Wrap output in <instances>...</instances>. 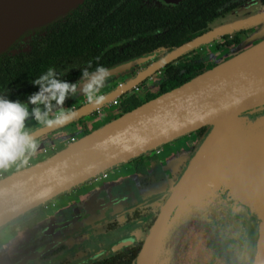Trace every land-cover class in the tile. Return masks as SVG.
I'll return each mask as SVG.
<instances>
[{
  "label": "water",
  "instance_id": "obj_1",
  "mask_svg": "<svg viewBox=\"0 0 264 264\" xmlns=\"http://www.w3.org/2000/svg\"><path fill=\"white\" fill-rule=\"evenodd\" d=\"M82 2L0 0V52L27 30L65 15ZM262 18L264 14H258L224 26L221 31L227 33L232 28L259 24ZM213 34L176 48L143 76L128 80L123 87L116 86L101 105L90 104L77 110V115H87V111H96L120 97L156 69L206 42ZM259 35L258 42L257 39L241 42L232 57L215 67L115 119L102 122L44 160L0 179V228L103 172L178 137L207 128L186 170L169 190L157 218L144 234L136 264H145L158 234L159 251L152 264H176L186 227L206 214L212 215L218 203L228 198L250 207L256 214L258 237L251 264H264V27ZM141 62L135 60L107 68L109 78L118 80ZM68 123L44 127L31 136L35 140Z\"/></svg>",
  "mask_w": 264,
  "mask_h": 264
},
{
  "label": "flooded vegetation",
  "instance_id": "obj_2",
  "mask_svg": "<svg viewBox=\"0 0 264 264\" xmlns=\"http://www.w3.org/2000/svg\"><path fill=\"white\" fill-rule=\"evenodd\" d=\"M182 2L141 0L145 7L197 8V5H185ZM226 5L230 8L208 21L204 28L194 30L193 22L186 25L188 39L185 44L210 32L215 34L171 61L173 64H192L198 66L197 70L205 72L223 60L224 52L231 51L243 40L255 37L256 42L259 41L264 18L259 24L232 28L227 33L221 28L258 15L246 11L253 6L259 7L258 10L262 12H258L264 14V0H233ZM157 32L161 35L162 28L157 29ZM46 33L47 28L29 30L6 49L11 55L29 52L33 39ZM175 49L161 47L127 61L142 62L118 80L107 79L101 94L107 96L116 86L123 87L128 80L143 76ZM167 64L156 69L135 88L96 111L89 110L87 115L78 114L67 125L39 136L35 139V153L28 152L22 158L54 153L66 144L64 136L68 140L76 139L90 133L99 122L117 118L122 114L120 105L125 94L143 96L148 91L159 90ZM80 79L65 81L76 83ZM82 86L78 85L75 97L70 95L66 99V110L76 113L90 105L86 96L80 93ZM21 102L28 103V99ZM53 105L50 116L59 110L55 102ZM32 107L29 104L30 112ZM40 107L43 111V106ZM44 127L47 126L38 123L31 115L25 122L30 135ZM206 132L207 128L193 131L112 168L110 173H119L121 176L119 181L111 185L106 184L109 173L106 178L97 176L3 226L0 228V264H136L144 234L157 218L169 190L186 170ZM164 153H167L166 156L161 157ZM3 177L0 175V179ZM255 235L257 216L254 211L235 199H224L218 203L212 215L206 214L199 222L186 227L185 240L176 264H197L200 257L206 264H251L255 254Z\"/></svg>",
  "mask_w": 264,
  "mask_h": 264
},
{
  "label": "trees",
  "instance_id": "obj_3",
  "mask_svg": "<svg viewBox=\"0 0 264 264\" xmlns=\"http://www.w3.org/2000/svg\"><path fill=\"white\" fill-rule=\"evenodd\" d=\"M231 1L183 0L185 5H197L190 10L145 7L141 0H83L65 15L34 28H47V33L33 39L29 52L11 55L9 48L0 52V96L12 101L28 99L39 91V85L32 81L50 68L61 80H77L85 68L92 72L98 66L110 68L157 48H178L188 39L187 24L193 22L194 30L204 28L229 9L226 4ZM159 28L163 30L161 35L157 34ZM170 62L159 90L143 96L125 94L120 105L122 113L203 73L198 66Z\"/></svg>",
  "mask_w": 264,
  "mask_h": 264
},
{
  "label": "clouds",
  "instance_id": "obj_4",
  "mask_svg": "<svg viewBox=\"0 0 264 264\" xmlns=\"http://www.w3.org/2000/svg\"><path fill=\"white\" fill-rule=\"evenodd\" d=\"M90 67L91 62H89ZM110 75V71L103 66H98L92 72L85 68L81 72L79 81L69 83L59 79L58 74L50 68L45 74L32 81L34 85H39V91L29 95L28 103L12 101L0 96V169L10 167L18 159L26 157L28 152L35 153L37 143L25 130V122L30 115L38 123L49 128L62 126L77 115L71 110H66L64 105L70 95L72 97L77 95L78 85H83L80 93L86 96L89 104L101 105L105 100L101 89ZM53 102L59 110L50 116L53 112ZM29 104L34 106L31 112ZM24 162L27 163L26 158Z\"/></svg>",
  "mask_w": 264,
  "mask_h": 264
},
{
  "label": "rangeland",
  "instance_id": "obj_5",
  "mask_svg": "<svg viewBox=\"0 0 264 264\" xmlns=\"http://www.w3.org/2000/svg\"><path fill=\"white\" fill-rule=\"evenodd\" d=\"M248 8V7H247ZM259 9V7H256V6H253V7H251V8H249V9H247L246 11H250V13H252V14H255V13H257V14H262V13H259V12H262V11H260V10H258ZM259 11V12H258ZM242 12H244V11H242ZM2 37V36H1ZM252 39H256L255 37H249V38H247V39H245V40H243L242 42H248V41H250V40H252ZM242 48V47H241ZM234 50H231V51H228V52H224L223 53V56H222V59L223 60H225V59H228V58H230V57H232L233 55H234V52L235 51H238V49H239V47L238 46H236V47H234L233 48ZM236 49V50H235ZM222 60V61H223ZM102 122H99L96 126H98V125H100ZM95 126V127H96ZM25 130H27V128H25ZM80 136H78L77 138H79ZM64 138L65 139H67V137L66 136H64ZM68 141V140H67ZM65 145H63V146H60V148L58 149V150H60L61 148H63ZM57 150V151H58ZM172 151H174L173 149H171ZM167 152H168V150H166ZM166 154L167 153H164V154H162L161 155V157H163V156H166ZM50 156V153H48V154H44V153H42L41 155H39L38 157H32V158H26L27 159V161H30L29 162V164H34L35 162H38V161H41V160H44L45 158H47V157H49ZM24 160H25V158H22V159H20L19 161H18V163H13V164H11V166L10 167H8V168H6V169H0V175H4V176H7L8 174H10V173H12V172H14V171H16V170H19V169H22L27 163H25L24 162ZM108 173H109V181L108 182H106V184H109V185H111V184H113V183H115L116 181H119L120 180V174L119 173H110L111 172V170H108L107 171ZM258 219H257V226H258ZM192 224V223H191ZM256 236V235H255ZM257 237H258V227H257V236H256V240H257ZM253 244H254V242H253ZM255 245H256V241H255ZM197 264H206L204 261H203V259L200 257L198 260H197Z\"/></svg>",
  "mask_w": 264,
  "mask_h": 264
},
{
  "label": "bare ground",
  "instance_id": "obj_6",
  "mask_svg": "<svg viewBox=\"0 0 264 264\" xmlns=\"http://www.w3.org/2000/svg\"><path fill=\"white\" fill-rule=\"evenodd\" d=\"M159 242H160V234H158L157 237L154 239V241L150 247V250L148 252L145 264H152L153 263V259L159 251Z\"/></svg>",
  "mask_w": 264,
  "mask_h": 264
},
{
  "label": "built area",
  "instance_id": "obj_7",
  "mask_svg": "<svg viewBox=\"0 0 264 264\" xmlns=\"http://www.w3.org/2000/svg\"><path fill=\"white\" fill-rule=\"evenodd\" d=\"M75 140H76L75 138H71V139H69V140L66 142V144H69V143L75 142ZM29 162H30V161H27V164H26L24 167H29V166L33 165V164H29ZM107 175H108V172L106 171V172L101 173L98 177H100V178H106Z\"/></svg>",
  "mask_w": 264,
  "mask_h": 264
},
{
  "label": "crops",
  "instance_id": "obj_8",
  "mask_svg": "<svg viewBox=\"0 0 264 264\" xmlns=\"http://www.w3.org/2000/svg\"><path fill=\"white\" fill-rule=\"evenodd\" d=\"M39 155H41V154H38V156H39ZM38 156H36V157H38ZM29 158H32V157H29Z\"/></svg>",
  "mask_w": 264,
  "mask_h": 264
}]
</instances>
